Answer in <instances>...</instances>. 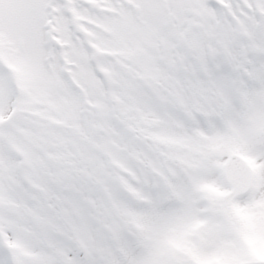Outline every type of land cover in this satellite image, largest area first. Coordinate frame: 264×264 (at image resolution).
<instances>
[{
	"label": "snow or ice",
	"instance_id": "1",
	"mask_svg": "<svg viewBox=\"0 0 264 264\" xmlns=\"http://www.w3.org/2000/svg\"><path fill=\"white\" fill-rule=\"evenodd\" d=\"M0 264H264V0H0Z\"/></svg>",
	"mask_w": 264,
	"mask_h": 264
}]
</instances>
